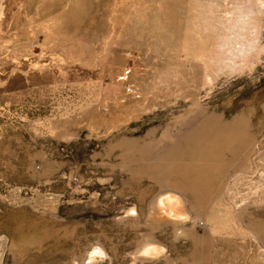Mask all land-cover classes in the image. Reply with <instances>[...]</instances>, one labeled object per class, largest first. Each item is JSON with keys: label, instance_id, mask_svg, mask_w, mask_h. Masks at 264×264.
Returning a JSON list of instances; mask_svg holds the SVG:
<instances>
[{"label": "rangeland", "instance_id": "1", "mask_svg": "<svg viewBox=\"0 0 264 264\" xmlns=\"http://www.w3.org/2000/svg\"><path fill=\"white\" fill-rule=\"evenodd\" d=\"M208 120L198 206L139 167ZM263 228L264 0H0V264H264Z\"/></svg>", "mask_w": 264, "mask_h": 264}, {"label": "bare ground", "instance_id": "2", "mask_svg": "<svg viewBox=\"0 0 264 264\" xmlns=\"http://www.w3.org/2000/svg\"><path fill=\"white\" fill-rule=\"evenodd\" d=\"M239 132L240 129L237 127H224L215 121L208 120L177 145L161 153L158 156L159 160L140 166L139 171L154 176L167 187L193 193L198 198L197 205H202L219 185L215 180L216 173L219 171L224 173L223 149L231 146L237 138H241ZM168 170H173L172 174L168 175ZM169 178L173 180L168 181ZM158 197L161 205H168V213L183 215L174 211L172 205H169L176 200L175 195L167 193ZM249 226L257 233L262 230V228L255 229L254 220L250 221ZM32 229L33 227L30 230ZM30 230L27 233L13 232L20 248L26 249L40 240L39 233L30 232ZM151 248L150 245H145L143 252L147 253Z\"/></svg>", "mask_w": 264, "mask_h": 264}, {"label": "crops", "instance_id": "3", "mask_svg": "<svg viewBox=\"0 0 264 264\" xmlns=\"http://www.w3.org/2000/svg\"><path fill=\"white\" fill-rule=\"evenodd\" d=\"M156 162V161H155ZM152 163H154V162H152ZM175 166V165H174ZM168 169V168H167ZM174 170V169H173ZM173 170L172 171H170V170H168V172H167V174L169 175L170 173L172 174V172H173ZM173 177V176H172ZM174 179H175V177H173ZM173 178H169V180L168 181H170V179H172L173 180ZM178 190H180V189H178ZM180 191H182V192H186L187 193V190H180ZM194 195V194H193ZM195 196V195H194ZM193 201L197 204V202H199L198 201V198L195 196V199H193ZM190 239H191V244H192V247H191V251H190V257H191V261L189 262V264H200V262H199V255H200V253L201 252H203L202 251V248L200 247V244H201V246H202V244H203V240H202V238L200 237V236H198V235H194V234H190ZM144 248H145V246H144ZM144 248H143V250H144Z\"/></svg>", "mask_w": 264, "mask_h": 264}]
</instances>
